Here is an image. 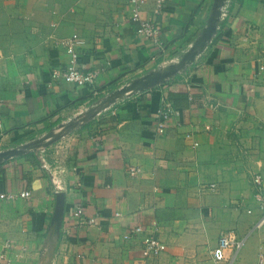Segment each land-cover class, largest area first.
I'll return each instance as SVG.
<instances>
[{
	"label": "crops",
	"instance_id": "crops-1",
	"mask_svg": "<svg viewBox=\"0 0 264 264\" xmlns=\"http://www.w3.org/2000/svg\"><path fill=\"white\" fill-rule=\"evenodd\" d=\"M155 2L143 6L146 16ZM214 3L166 0L157 44L138 34L128 0H0V152L57 133L122 86L178 65ZM226 10L208 46L165 82L122 94L54 143L0 160V193L30 192L0 199V251L12 242L13 264H214L209 251L226 230L245 239L235 264H258L264 233L255 229L252 176L264 177V0H228ZM73 34L84 40L80 69L96 72L92 84L52 76L64 71L61 41ZM207 89L227 107L205 108ZM170 93L187 102L158 133L155 113ZM132 166L141 171L131 175ZM76 203L97 223L80 224ZM153 221L167 250L146 257L143 235H123Z\"/></svg>",
	"mask_w": 264,
	"mask_h": 264
},
{
	"label": "built area",
	"instance_id": "built-area-1",
	"mask_svg": "<svg viewBox=\"0 0 264 264\" xmlns=\"http://www.w3.org/2000/svg\"><path fill=\"white\" fill-rule=\"evenodd\" d=\"M148 0H128V10L130 19L138 23V34L148 41L155 42L157 44L162 43L161 31L162 25L158 21L157 16L164 10L166 0H156L153 15L151 17L146 16L143 13V6ZM227 13L226 7L224 9L222 18ZM84 43V40L78 35L73 34L70 37L61 41V44L66 48L69 54V60L66 63L64 71L54 70L52 76L55 78H62L66 82L74 83L76 85H88L95 81L96 72L88 71L84 72L80 69V46ZM96 93V92H95ZM203 106L211 111H219L222 108L227 107L221 99L215 97L208 89L204 93ZM176 112V106L173 101L165 96L161 100V104L155 113V127L158 133H164L169 127L172 116ZM4 118L0 112V128H3ZM206 130L211 129V125L205 126ZM238 128L235 130L238 132ZM194 132L187 133V137H192ZM198 146L199 142H195ZM62 159V158H61ZM61 166V165H60ZM63 168L55 166L53 169V176H57L59 171ZM141 171L140 167L132 166L129 169L131 175H135ZM54 183L56 185L55 192L66 193L68 189L61 185V179L55 178ZM253 198L257 203L261 217L255 225V229L264 233V177L262 173L256 172L252 176ZM204 188L215 189V184H211L210 187L204 186ZM18 196L29 197L30 192L25 191L20 194L14 192L0 193V199L6 198L14 200ZM248 212H252L253 209L248 207ZM73 214L80 224L93 225L97 223L98 214L88 215L85 212V208L82 204L76 203L74 205ZM159 225L157 221H153L150 227L144 225H136L129 231H126L123 235L125 239H130L133 236L143 235V253L146 257H157L161 253L167 250V244L158 236ZM245 243V239L239 237L234 230L223 231L219 237L217 244L210 249L209 255L214 264H235L238 259V254ZM13 246V243L8 241L5 243L3 250L0 251V264H13L12 258L9 255V249ZM258 264H264V251L259 254Z\"/></svg>",
	"mask_w": 264,
	"mask_h": 264
},
{
	"label": "water",
	"instance_id": "water-1",
	"mask_svg": "<svg viewBox=\"0 0 264 264\" xmlns=\"http://www.w3.org/2000/svg\"><path fill=\"white\" fill-rule=\"evenodd\" d=\"M227 2L228 0H215L214 8L210 16L209 22L207 23L200 37L196 40V42L191 47V49L183 55V58L181 59L178 65H172L168 70L165 71L162 70L152 71L146 74L145 76L136 79L130 85L128 84L122 86L121 88L114 91L112 93V96L109 99H107L102 104V106H99L96 110H89L87 111V113L83 115H78L74 117L73 119L68 121L64 125V127L60 129V131H58L57 133L51 132L44 137L38 138L29 143H25L20 147L10 148L0 152V160L8 159L17 155H22L29 151L36 150L42 146H47L51 143H54L55 141L63 137L66 133H68L70 129L78 125L82 120L96 115L104 107H107L113 99L118 98L119 96L125 93H133L136 91H142L144 89L154 87L160 83L165 82L168 78L174 76L179 71L180 68L182 67L184 68L186 64L193 62L196 56L199 54V52L205 49L208 46L209 42H211L213 36L218 31V27L220 21L222 20V15ZM63 194L65 193L64 192L57 193V195H63Z\"/></svg>",
	"mask_w": 264,
	"mask_h": 264
},
{
	"label": "trees",
	"instance_id": "trees-1",
	"mask_svg": "<svg viewBox=\"0 0 264 264\" xmlns=\"http://www.w3.org/2000/svg\"><path fill=\"white\" fill-rule=\"evenodd\" d=\"M169 95L175 106H181L187 102V95L184 93H170Z\"/></svg>",
	"mask_w": 264,
	"mask_h": 264
}]
</instances>
